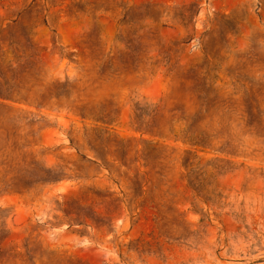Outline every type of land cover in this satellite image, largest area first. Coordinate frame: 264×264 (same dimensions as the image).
<instances>
[{"label": "rangeland", "instance_id": "rangeland-1", "mask_svg": "<svg viewBox=\"0 0 264 264\" xmlns=\"http://www.w3.org/2000/svg\"><path fill=\"white\" fill-rule=\"evenodd\" d=\"M0 264H264V0H0Z\"/></svg>", "mask_w": 264, "mask_h": 264}]
</instances>
